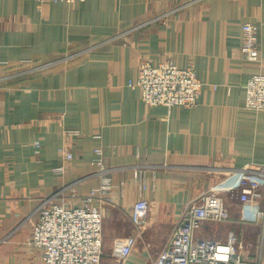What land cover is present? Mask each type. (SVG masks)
<instances>
[{
    "label": "crops",
    "instance_id": "0c3cea01",
    "mask_svg": "<svg viewBox=\"0 0 264 264\" xmlns=\"http://www.w3.org/2000/svg\"><path fill=\"white\" fill-rule=\"evenodd\" d=\"M245 23L258 27L256 60L241 51ZM170 58L195 68L196 106H147L129 85L141 60ZM258 73L264 0H0V264H45L29 244L34 211L53 195L78 205L99 186L96 149L113 186L110 200L94 201L104 219L102 264H119L115 246L129 235L138 243L123 264H153L186 209L210 192L231 219L204 220L196 235L227 242L234 233L240 264H264V177L247 202L227 189L234 171L264 165V110L245 106ZM69 128L81 135L66 136ZM137 170L150 202L142 224L131 217Z\"/></svg>",
    "mask_w": 264,
    "mask_h": 264
},
{
    "label": "built area",
    "instance_id": "2783aa9c",
    "mask_svg": "<svg viewBox=\"0 0 264 264\" xmlns=\"http://www.w3.org/2000/svg\"><path fill=\"white\" fill-rule=\"evenodd\" d=\"M39 3L66 1L74 3L83 0H35ZM161 15L156 19L163 18ZM258 27L253 23L243 26L242 54L248 60L258 58ZM7 76H0V81ZM129 85L140 91L141 98L147 106L165 105L172 107L182 105L194 107L198 104L202 81L195 68H180L173 59L153 62L143 59L139 65V76ZM252 110H264V74L258 73L246 83V105ZM66 136L78 137V129H65ZM41 144L36 143L37 152ZM60 152L67 160L74 155L67 145ZM93 163L101 167L102 182L91 189L82 198L80 204L68 206L64 201L56 202L54 195L44 199L34 213L37 218L33 224L29 244L39 249L45 264H102L104 257V219L101 205L95 199L106 202L110 200L113 188L111 170L104 168L102 149L95 150ZM64 171L63 166L56 168ZM139 186V199L132 207L131 217L134 223H145L150 211V202L144 196L147 189L145 171H135ZM264 177V165L243 168L234 171L228 179V192L238 196L242 202L250 201ZM33 213V214H34ZM32 216V215H31ZM264 218V213H261ZM231 213L223 198L214 192L206 193L193 202L185 211L182 220L175 227L165 247L153 259V264H240L242 247L234 233L227 242L198 237L196 230L204 220L228 221ZM264 239V235H263ZM138 237L129 235L115 246V255L120 264L125 263L134 253Z\"/></svg>",
    "mask_w": 264,
    "mask_h": 264
},
{
    "label": "rangeland",
    "instance_id": "374dc122",
    "mask_svg": "<svg viewBox=\"0 0 264 264\" xmlns=\"http://www.w3.org/2000/svg\"><path fill=\"white\" fill-rule=\"evenodd\" d=\"M123 34H124V33H121V34H119L117 37H121V36H123ZM37 69H41V68H37ZM0 76H2V74H1ZM119 264H120V263H119Z\"/></svg>",
    "mask_w": 264,
    "mask_h": 264
}]
</instances>
